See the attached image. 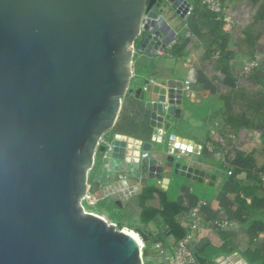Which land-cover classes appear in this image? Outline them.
Wrapping results in <instances>:
<instances>
[{"label": "water", "instance_id": "water-1", "mask_svg": "<svg viewBox=\"0 0 264 264\" xmlns=\"http://www.w3.org/2000/svg\"><path fill=\"white\" fill-rule=\"evenodd\" d=\"M192 12L189 0H0V264H144L141 238L83 201L91 184L121 207L141 195L137 180L193 174L174 163L175 137L170 154L144 158L152 143L111 134L137 51H164ZM183 87L158 81L147 102L139 89L153 140L180 116Z\"/></svg>", "mask_w": 264, "mask_h": 264}, {"label": "crops", "instance_id": "crops-1", "mask_svg": "<svg viewBox=\"0 0 264 264\" xmlns=\"http://www.w3.org/2000/svg\"><path fill=\"white\" fill-rule=\"evenodd\" d=\"M189 1L193 12L187 29L155 55L137 51L132 93L127 95L130 102L140 99L142 88L145 102L154 101L157 95L151 87L158 81L183 83L181 114L166 117L161 141L153 140V133L149 140L129 134L152 143L150 158L170 154L169 143L175 137L174 163L193 174L174 176L166 169L163 179L168 183L149 180L141 195L117 207L128 214L125 225L133 230L124 229L139 234L144 190L168 191L169 201L180 205L176 220L181 227L189 233L198 223L189 243L195 255L213 260L236 254L245 263L264 264V0H219L221 13L199 0ZM180 149L187 155L177 159ZM201 203L206 206L201 208ZM146 206L159 208L158 198ZM196 207L200 209L194 216ZM97 214L108 219L103 212ZM149 230L157 234L152 224ZM174 245L166 236L162 254L151 258L171 264Z\"/></svg>", "mask_w": 264, "mask_h": 264}, {"label": "trees", "instance_id": "trees-1", "mask_svg": "<svg viewBox=\"0 0 264 264\" xmlns=\"http://www.w3.org/2000/svg\"><path fill=\"white\" fill-rule=\"evenodd\" d=\"M127 96L128 95H126V97L124 98L118 120L111 130V134H122L128 135L130 137H134L133 135H135L140 139H151L153 133V127L150 124L151 113L150 111L146 110L145 102L138 98H135L133 99V102H130L129 96ZM129 133L133 135H130ZM167 192L168 191L162 192L161 190L146 188L140 198L142 211L141 217L139 219V223L141 225L139 234L143 242L142 252L144 264H151V262L149 261L150 255H156L157 252L159 254H162L154 246L157 242L161 243V245L166 246V236H170L173 238L174 243L176 244L178 241L182 240L188 233V231H185L176 220L177 216L181 212L180 205L178 203L170 202L169 198L167 197ZM154 198H158L159 200V208L157 209L146 206V202ZM105 202L106 201L100 203ZM112 204L114 205L113 202ZM117 209L118 207L115 206V212L111 213L110 217H108L109 221L116 223L118 229L129 228L133 230L132 228L125 225L123 221H121V219L119 218L120 215L119 217L117 216ZM156 219H158L160 223L157 222ZM149 224H152L156 227L157 234L155 236L153 235V232L149 230ZM163 226L167 227L166 232H162L161 228Z\"/></svg>", "mask_w": 264, "mask_h": 264}, {"label": "built area", "instance_id": "built-area-1", "mask_svg": "<svg viewBox=\"0 0 264 264\" xmlns=\"http://www.w3.org/2000/svg\"><path fill=\"white\" fill-rule=\"evenodd\" d=\"M204 6H206V8H208L209 10L215 12V13H221L223 11V6L222 3L219 0H199ZM187 89H190V84L189 82L186 83ZM145 91L148 90V86H146L144 88ZM109 146V150H111V144L108 145ZM187 155V150L186 149H180L178 151V153L176 154V158L180 159L182 156ZM142 156L144 158L148 157V153H144L142 154ZM230 175H232L230 173ZM125 175H120V180H124ZM133 192H137V190L141 189V184L139 181L136 182L135 187H133ZM136 188V189H135ZM131 194V193H130ZM112 195V193L110 192H104L102 197L97 198L96 197V193L94 191H88L87 197H86V201H90V203H98V202H102L105 201L106 199L110 198ZM84 200V201H85ZM200 206H202L201 208L205 207L206 204L205 203H201ZM199 207H196L194 210V216L199 213ZM198 228V223H194L191 226V230L190 232L187 234V236L178 241L173 248V257L171 258V264H198L197 263V259L196 256L194 254V252L190 249L189 247V243L192 241L193 239V232L192 230ZM155 248L157 250H159L160 253H162V245L161 243L157 242L155 245Z\"/></svg>", "mask_w": 264, "mask_h": 264}, {"label": "rangeland", "instance_id": "rangeland-1", "mask_svg": "<svg viewBox=\"0 0 264 264\" xmlns=\"http://www.w3.org/2000/svg\"><path fill=\"white\" fill-rule=\"evenodd\" d=\"M169 198L172 199L170 196H169ZM83 205H84L85 209L88 212H94V213H102L103 212L107 217H110V214L115 212L114 211L115 210V206L112 204V202L110 200L106 201L105 203H100L99 202V203H96V204H92V203H90V201H86L85 200V201H83ZM117 214H118L117 215L118 217L120 215L119 218L121 219V221H123L125 224H127L125 221L129 218V216H128V214L126 215L125 210L123 211V210H120L118 208L117 209ZM139 228H141V226ZM125 230H128V229H125ZM129 231H131V230H129ZM137 235H139V234H137ZM151 257H154V256L150 255V258ZM150 258H149V261L152 260L153 264H164V262H160V260H154L155 258H151V259Z\"/></svg>", "mask_w": 264, "mask_h": 264}, {"label": "clouds", "instance_id": "clouds-1", "mask_svg": "<svg viewBox=\"0 0 264 264\" xmlns=\"http://www.w3.org/2000/svg\"><path fill=\"white\" fill-rule=\"evenodd\" d=\"M91 188V187H90ZM90 188H89V191H92V190H90ZM94 213V212H93ZM138 234V233H137ZM139 236V235H138ZM140 237V236H139Z\"/></svg>", "mask_w": 264, "mask_h": 264}]
</instances>
